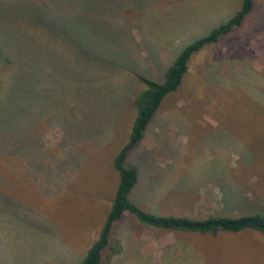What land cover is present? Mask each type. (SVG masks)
I'll use <instances>...</instances> for the list:
<instances>
[{"label":"rangeland","instance_id":"1","mask_svg":"<svg viewBox=\"0 0 264 264\" xmlns=\"http://www.w3.org/2000/svg\"><path fill=\"white\" fill-rule=\"evenodd\" d=\"M69 1L58 0L59 7L46 12L49 42L42 55L38 50L34 56L33 85L21 98L25 108L16 114L20 159L10 156L0 163V264L82 261L99 236L116 191L113 160L135 117L132 98L142 88L136 76L162 82L186 45L228 21L241 4L74 0V7H84L69 12ZM11 73L9 66L0 68L3 92ZM54 78L55 89L50 86ZM4 109L0 105V115ZM215 119L228 121L220 130L237 131L231 125L239 124L253 136H231L234 150L225 149L229 155L218 157L215 151L229 141L224 133L211 132L208 125ZM127 165L138 170L140 184L159 179L156 183L165 191L180 188L176 170L241 168L239 175L229 176L234 179L229 184L210 176L207 185V175L194 183L186 179L194 186L199 183L198 199L175 208L162 201L164 211H186L193 217L264 213V0H253L241 27L192 56L178 91L162 101ZM217 183L243 186L248 197L232 198L230 207H222V198L215 197L219 188H212ZM159 189L153 183L140 185L130 199L147 207L144 194L158 196ZM132 220L125 215L111 238L120 233L148 236V228ZM247 232L214 237L224 244L212 247L207 264H259L257 248L238 247L244 241L262 248L264 264V236ZM234 243H239L237 252L227 249Z\"/></svg>","mask_w":264,"mask_h":264},{"label":"trees","instance_id":"2","mask_svg":"<svg viewBox=\"0 0 264 264\" xmlns=\"http://www.w3.org/2000/svg\"><path fill=\"white\" fill-rule=\"evenodd\" d=\"M57 1L0 0V68L9 66L13 70L7 80L8 84L4 85V92L0 83V94L3 92L0 105L6 106L0 115V163L6 160L5 157L12 156L16 160L19 158L15 146L20 142L21 133L16 114L22 107L25 108V101L21 98L33 85L34 56L38 55V50L42 55L47 48L50 34L47 25L50 18L46 12L57 9L59 7ZM62 1L66 3V0ZM68 5L69 12H76L84 7V5L74 7V0L69 1ZM252 8L253 0H241L239 9L228 21L215 27L206 36L186 45L164 72L162 82L142 75L136 76L142 88L132 98L135 117L126 144L113 160V168L118 176L116 191L98 238L87 249L79 264H110L113 257L122 253L121 244L111 238V232L113 226L125 215L133 216L142 225L165 231L200 235L255 231L264 236V213L237 216L216 214L195 219L172 215L160 216L145 211L130 199L132 191L140 182V176L137 169L127 165L130 152L144 139L145 132L162 101L178 91L192 56L205 46L215 45L222 37L241 27ZM50 86L55 89V78Z\"/></svg>","mask_w":264,"mask_h":264},{"label":"crops","instance_id":"3","mask_svg":"<svg viewBox=\"0 0 264 264\" xmlns=\"http://www.w3.org/2000/svg\"><path fill=\"white\" fill-rule=\"evenodd\" d=\"M225 120H211L210 127H212L211 132L212 133H224L225 134V140L229 141V146L225 143L224 148L220 149L218 148L215 153H219L218 157H226L228 152H225V149L229 150H234V142L231 140V136H236L240 137V140H242L243 136H253V134H248L246 131L242 129V126L237 124V125H231V126H237L239 129L237 131H230V130H220V128H224L226 126H229L228 124L226 125ZM234 123V122H230ZM249 126V125H246ZM253 127V126H249ZM245 133V134H244ZM214 140V138L212 139ZM208 145L206 146V150L208 149ZM240 149V147H238ZM244 147L242 148V150ZM209 153H212L210 151H207ZM214 154V152L212 153ZM237 155V154H236ZM214 156V155H213ZM241 169V168H237ZM235 168H228V167H220V166H212V167H207V168H192L189 170H176V172H173V175H175L177 178V184L180 186V188L177 191H170L166 190L165 191V186L160 182L156 183L159 181V179H153V181L156 182H138L134 190L132 191L131 195L133 192L142 185V188L146 187L147 185L153 183L154 186L159 187L160 191L158 196L153 195L151 198L144 194L143 197V202L144 200H147L146 202L148 203L147 207L141 206L139 203L133 201L137 205H139L142 209H144L147 212L160 215V216H178V217H189V218H205V217H193L191 214H189L186 211H182L179 213L173 212V211H164L165 206L164 202H171L172 207L175 208L174 205H179L183 206L186 203L190 204L191 200L197 197V185H191L194 182H199L201 178H203L204 175H207V185L210 184V180L212 178L218 179L219 181L222 179L226 183L229 184L230 181H234L232 177H229L231 175H239L241 172L240 170H237ZM246 174V172L244 173ZM193 175H196V177H192ZM212 176V178L210 177ZM192 177V178H191ZM228 177V178H227ZM189 179L190 181H193V183H185V180ZM225 183V184H226ZM191 185L190 187H188ZM161 187L164 188V190H161ZM218 187V188H216ZM223 187V188H222ZM212 188H216L218 192L221 194L216 195V198H222L223 203H220L222 207L224 206L225 208L230 207V203L228 202L232 198H247L246 191L243 186H236V187H226L220 186L219 183L217 185L212 186ZM144 190V189H143ZM165 191V192H164ZM144 192V191H143ZM214 190H212V193ZM234 192V194L232 193ZM236 192L242 193V194H237ZM194 193V194H193ZM130 195V198H131ZM220 200V199H219ZM164 201V202H162ZM220 202V201H219ZM162 204V207H161ZM236 206V205H235ZM216 214H223L227 215L222 212H218ZM214 213H211L210 215H216ZM209 216V215H207ZM227 216H234L228 214ZM237 216V215H235ZM125 217V216H124ZM124 217L122 220L117 222L113 228L112 232L114 231L115 226H117L120 222L123 221ZM132 221L139 223L133 216ZM124 224V223H122ZM140 224V223H139ZM121 225V224H120ZM143 227L148 228L147 235L145 237H138V236H130L128 233H120V237L116 239L121 246H122V253L119 255H116L113 257L112 261L110 264H207V255L211 253L212 247L215 245H222L224 243H218L214 242L213 238L214 237H221V235H226V234H239V233H244L245 231H241L238 233H228V232H220L217 235H200V234H193V233H188V232H174V231H165L161 230L158 228L150 227V226H145L140 224ZM151 232L154 234V236L151 235ZM247 232V231H246ZM247 233H252L256 235L255 231H249ZM260 234V233H259ZM262 235V234H261ZM217 243V244H216ZM261 243V242H260ZM239 244V243H238ZM238 244H230L229 246L227 245V249L231 251L237 252L238 247L244 246L247 248H257L259 250V255H258V260L256 258L255 263L258 261L259 264H262V248L257 247L256 242L252 241H244ZM238 246V247H237ZM158 251V254H154L151 256L150 254L155 253ZM145 255L146 258H144L142 255ZM248 254H246L247 257ZM121 257V258H120ZM120 258V259H119ZM119 259V260H118ZM118 260V261H117Z\"/></svg>","mask_w":264,"mask_h":264}]
</instances>
